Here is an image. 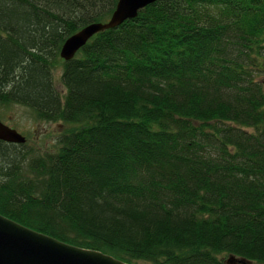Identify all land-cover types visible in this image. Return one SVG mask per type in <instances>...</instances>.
Returning a JSON list of instances; mask_svg holds the SVG:
<instances>
[{
	"label": "trees",
	"instance_id": "obj_1",
	"mask_svg": "<svg viewBox=\"0 0 264 264\" xmlns=\"http://www.w3.org/2000/svg\"><path fill=\"white\" fill-rule=\"evenodd\" d=\"M117 1L0 0V108L65 125L0 140V213L131 264H264V0H156L63 60Z\"/></svg>",
	"mask_w": 264,
	"mask_h": 264
},
{
	"label": "water",
	"instance_id": "obj_2",
	"mask_svg": "<svg viewBox=\"0 0 264 264\" xmlns=\"http://www.w3.org/2000/svg\"><path fill=\"white\" fill-rule=\"evenodd\" d=\"M156 0H118L104 22H91L63 42L59 55L67 61L97 32L115 28ZM0 140L23 144L26 137L5 124L0 117ZM229 264H251V261L229 255ZM0 264H131L99 250L83 248L33 230L0 213Z\"/></svg>",
	"mask_w": 264,
	"mask_h": 264
},
{
	"label": "rangeland",
	"instance_id": "obj_3",
	"mask_svg": "<svg viewBox=\"0 0 264 264\" xmlns=\"http://www.w3.org/2000/svg\"><path fill=\"white\" fill-rule=\"evenodd\" d=\"M61 69L54 71V83L62 87L60 81ZM1 120L17 129L27 139V145L34 151H52L57 147V139L65 128L62 122H45L37 120L31 111L24 106L11 105L0 108Z\"/></svg>",
	"mask_w": 264,
	"mask_h": 264
}]
</instances>
